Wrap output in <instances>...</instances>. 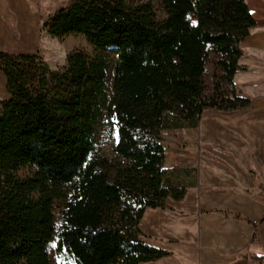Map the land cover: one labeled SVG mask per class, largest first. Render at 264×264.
<instances>
[{"label":"trees","instance_id":"trees-1","mask_svg":"<svg viewBox=\"0 0 264 264\" xmlns=\"http://www.w3.org/2000/svg\"><path fill=\"white\" fill-rule=\"evenodd\" d=\"M161 1V22L149 4L128 0H74L44 21L48 36L82 35L113 53L110 98L103 56L73 51L58 71L39 53L0 50L8 95L0 100V264H53L52 243L63 264H143L171 255L146 244L139 229L146 209L185 198L191 176L164 168L160 135L197 128L205 110L249 105L234 76L245 70L239 45L255 22L246 0ZM103 110L114 121L117 166L93 154ZM22 168L33 172L21 178ZM247 223L257 244L259 223ZM247 258L264 264L254 252Z\"/></svg>","mask_w":264,"mask_h":264},{"label":"crops","instance_id":"crops-1","mask_svg":"<svg viewBox=\"0 0 264 264\" xmlns=\"http://www.w3.org/2000/svg\"><path fill=\"white\" fill-rule=\"evenodd\" d=\"M32 1L0 0L1 51L30 53L25 51L27 46L36 44L39 16L32 12ZM246 2L255 26L239 45L242 55L238 65L245 70L234 76V84L236 94L250 103L246 108L228 111L244 112V119L223 122L230 126L229 130L225 129L227 126L210 123L214 130L211 138L206 137L204 142L215 143L213 149L217 151L202 156L205 161L200 165H217L220 169L221 163H230L234 171L242 170L246 175L243 173V179H237L234 173L228 172L224 182L216 176L206 182L204 179L200 183L195 181L196 194L183 206L185 210L169 213L172 219L187 224L191 221L193 233L183 228V236L178 239L171 228L162 224L161 217L154 219L145 233L140 230L146 244L171 254L155 264L162 260L169 264H250L247 257L251 252L264 256V0ZM242 76L247 88L240 91L236 78ZM5 93L6 81L0 72V96ZM217 143L225 146L218 147ZM235 215L241 219H235ZM247 221L259 223L257 244L251 242L253 229ZM173 245L181 248L183 254L185 252L181 259Z\"/></svg>","mask_w":264,"mask_h":264},{"label":"rangeland","instance_id":"rangeland-1","mask_svg":"<svg viewBox=\"0 0 264 264\" xmlns=\"http://www.w3.org/2000/svg\"><path fill=\"white\" fill-rule=\"evenodd\" d=\"M74 0H34L31 2L30 6L32 12L39 16L37 21L38 24V39L36 44H31L27 46L25 51L30 53H39L44 61L47 63V66L51 70H62L65 63L66 57L70 52L80 51L83 52L90 57H99L103 56L108 62L109 65V78L107 81V95L108 98L112 95V82L114 78V68L116 63V58L111 52H99L95 50L94 47L89 45L86 39L82 35H67L62 39L53 38L48 36L43 30L42 25L47 17L54 12L67 7ZM133 3H141V4H149L153 12L155 14L157 21H163L166 18L164 7L162 5L161 0H128ZM244 77L236 78L237 88L240 91L246 90L247 86L243 84ZM205 85L207 89L211 87L212 82V64L209 63L207 66V74L205 76ZM8 97L7 93L5 96H0V100L6 99ZM244 119V112H219L214 110H206L202 113L200 117V121L198 127L195 129H173L169 131H164L160 135V143L164 147L165 150V159L163 166L167 170H181L186 169L190 170L191 176L187 183V195L184 200L181 202H173L171 200H167L164 203V206L160 209H146L143 215V218L139 224V229L145 233L148 227L151 225L150 223L158 220L162 224L173 230V234L176 238L181 239L183 236V228L189 229L190 233H193V225L190 221L188 224L186 222H182L181 220L172 219L170 216V212H175L178 209L185 210L183 206L190 203L193 195L196 194L195 190L197 188L196 182H201L202 179L204 181H208L217 177L220 181L224 182L228 177L225 175L230 172L234 173L237 179H243V175L246 173L242 170L234 171L230 165V163H226L228 165H224L221 163L220 166H200L204 163L205 160L202 159V156H207L210 154V151L214 150L215 143H210V145L206 144V137L211 138L213 128L210 127L211 122H215L219 127L227 126L225 121ZM230 127V126H229ZM228 126L225 129H230ZM224 129V128H223ZM237 130L245 131L237 128ZM215 135V134H214ZM213 135V136H214ZM205 141V142H204ZM116 142V130L114 126V121L107 116V112L105 110L102 111L101 116L95 126V138H94V152L95 156H100L109 161L112 165L117 166L121 163V160L114 153V145ZM218 147H224L225 145L217 143ZM232 145V144H231ZM230 147V145H227ZM211 149V150H210ZM226 149V147H225ZM214 151H217L215 149ZM200 166V167H199ZM197 170V172L194 170ZM33 169L22 168L18 172V176L21 178L28 177L32 174ZM244 173V174H243ZM206 185V184H205ZM241 189V188H239ZM61 212V203L59 201L55 202L53 206V213L59 222ZM168 218V219H167ZM174 252L178 255V258L181 259L185 255L183 254L181 248H177L176 245L172 246ZM54 243L51 244V261L53 264H63L60 260H58L53 252ZM143 264H155L152 263H143ZM157 264H169L167 260H162Z\"/></svg>","mask_w":264,"mask_h":264}]
</instances>
